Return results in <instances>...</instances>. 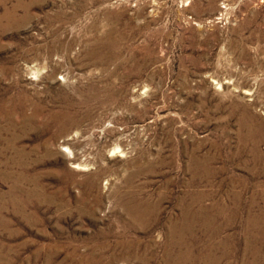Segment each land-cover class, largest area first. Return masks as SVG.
Wrapping results in <instances>:
<instances>
[{
	"label": "rangeland",
	"instance_id": "1",
	"mask_svg": "<svg viewBox=\"0 0 264 264\" xmlns=\"http://www.w3.org/2000/svg\"><path fill=\"white\" fill-rule=\"evenodd\" d=\"M0 264H264V0H0Z\"/></svg>",
	"mask_w": 264,
	"mask_h": 264
}]
</instances>
